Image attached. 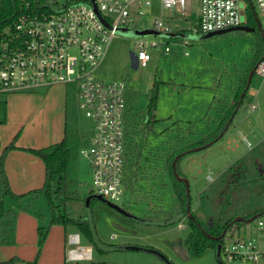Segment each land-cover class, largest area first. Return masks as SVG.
Instances as JSON below:
<instances>
[{
  "label": "rangeland",
  "instance_id": "374dc122",
  "mask_svg": "<svg viewBox=\"0 0 264 264\" xmlns=\"http://www.w3.org/2000/svg\"><path fill=\"white\" fill-rule=\"evenodd\" d=\"M75 1L77 0H57L59 5ZM252 1L256 3V0ZM168 13L170 12L162 9L159 0H154L149 14L145 18H139L136 26L141 30L151 29L155 18L164 17ZM174 23L186 30L191 29L193 25L190 19H178ZM139 40L157 42L161 45L149 49L152 60L148 66L134 70L131 67L130 52L138 51ZM254 40L253 33L236 31L206 40L190 41L186 47H180L177 40H166L153 35L139 38L119 34L111 40L96 76L105 82H126L132 110L140 116L147 114L151 94L156 87L155 118L158 121L147 137L145 134L138 138L135 149L142 156L136 163L138 166H133V171L129 169L127 171V189L124 196L117 202L95 198L97 201L93 202V208L90 204L95 196L93 175L89 159L81 152L90 147L93 123L79 107L78 85L69 83L63 87L43 86L20 93L33 96L27 106V114L31 120L35 118L44 131H47L55 120L54 98L56 99L57 92H63L67 101L68 136L70 141L74 140L76 147V170L73 171L71 168L69 177L68 211L74 218L88 217L94 222L98 243L102 247H109L121 241L124 232H128L129 236L139 234L141 222L147 217H156L158 211L173 210L176 199L172 179L166 167L167 157L174 148L201 140L217 130L232 103L239 80L252 62ZM166 46L171 49L168 54L163 53ZM251 88L257 92V97L250 94L246 96L230 130L211 146L200 151H195L197 149L195 148L190 154L195 159V162L194 160L188 162L192 171L184 172L186 158L190 155L181 161V170L186 174L190 184L193 210L201 204L199 198L201 193L210 197L211 203L218 208L215 203L217 200L221 203L224 195L220 196V193L223 190L227 195L232 193L233 196L230 202L232 206L225 211L229 217L236 212L248 215L264 207L262 190L264 179H260L262 169L260 167L257 173L253 170L255 163L264 169V79L254 76ZM0 99H4L2 94ZM253 104L257 105L256 110L251 108ZM258 143L262 145L255 149ZM128 156L129 159H133L130 153ZM241 159L246 160L251 172L247 179L252 183L229 191L224 185L225 175L229 168ZM131 173L134 175L132 180ZM238 198L241 199L236 201ZM35 206L42 213L48 214L49 207L44 197L36 200ZM183 222L181 225L183 227L176 223L155 229L159 235L154 231V238L158 240V246L168 257L157 253V264H221L214 249H209L198 259H186L180 250L186 249L190 227L187 220ZM244 231L253 235L264 251V230H258L257 222L248 224L237 233L243 235ZM87 243L89 241L81 234V244ZM99 254L100 251L94 246L95 259ZM150 264L155 263L152 261ZM230 264L249 263L234 261Z\"/></svg>",
  "mask_w": 264,
  "mask_h": 264
},
{
  "label": "built area",
  "instance_id": "2783aa9c",
  "mask_svg": "<svg viewBox=\"0 0 264 264\" xmlns=\"http://www.w3.org/2000/svg\"><path fill=\"white\" fill-rule=\"evenodd\" d=\"M166 16L155 18L151 29L163 34L176 33L178 19H195L189 33L208 34L242 26L251 27L254 7L264 33V0H159ZM154 0H83L55 7L50 14L20 16L12 28L0 32V94L23 93L43 86L78 85L80 109L93 123L88 150L95 195L109 202L119 201L126 192L129 165L128 119L132 110L126 82H105L96 76L111 40L122 28L138 29ZM197 8V11H196ZM254 16V14H253ZM255 19V16H254ZM109 25L107 26L104 21ZM167 40V39H166ZM186 47L190 40L176 39ZM157 42L138 41L139 67L152 60L150 48ZM171 52L166 46L163 53ZM187 55L188 53L185 52ZM254 76L264 79V57ZM252 84V83H251ZM249 94L257 96L252 88ZM256 105L252 106L254 110ZM257 228L264 230V219ZM238 232V231H237ZM236 232V233H237ZM234 234L220 249L222 259L264 264V251L253 235ZM72 260L90 257L79 234H69Z\"/></svg>",
  "mask_w": 264,
  "mask_h": 264
},
{
  "label": "trees",
  "instance_id": "16d2710c",
  "mask_svg": "<svg viewBox=\"0 0 264 264\" xmlns=\"http://www.w3.org/2000/svg\"><path fill=\"white\" fill-rule=\"evenodd\" d=\"M83 1V0H77ZM57 0H0V32L5 29L12 28L15 21L23 15L36 16L42 14H50L53 12L55 7H59ZM193 23L194 18H191ZM192 23V24H193ZM251 27L255 28L254 37V57L248 69L244 72V75L239 80L238 87L233 96L232 103L229 105L228 110L222 117L219 126L216 131L212 132L203 139L190 142L188 145L181 148H174L173 152L168 155L166 167L170 173L172 179V188L174 191L176 205L171 211H158L156 217L150 216L146 220H149L150 224L168 227L176 223H182L187 220L188 226L190 227L189 234L186 239L187 251L191 258L198 259L203 256L209 249H214L217 253L218 259L222 262L221 264H227L220 255V249L227 240L231 239L234 234L246 227L248 223L246 221L235 222L237 217H242L245 220L254 218V222L259 219H264V207L254 210L248 215H242L238 212L232 217H229L225 211L229 209L232 204L230 203L232 193H225V190L220 193V196L224 195L221 203L217 204L219 207L216 208L211 203V198L201 193L199 198L201 204L193 210L191 207V194L190 190L187 189L184 181H179L173 173V161L180 155L181 157L177 161L176 170L180 177L186 178L181 170L180 164L183 158L194 152L195 148H201L206 144H214L219 141L225 133L228 132L232 126L235 117L237 116L240 108L244 104L246 96L249 94L250 87L247 89L249 75L251 70L263 59L264 57V36L258 29L257 23L251 13L250 24ZM178 32L189 33L186 29H179ZM239 33H243L238 31ZM254 78V76H253ZM252 78V81H253ZM245 93V94H244ZM244 96L242 97V95ZM131 101V100H130ZM157 109V90L154 88L151 98L150 105L147 114L140 116L139 113L132 112L130 110L128 119V139H129V151L133 159L129 160L128 169L133 171V166H138L137 161H140L141 156L136 151L135 146L137 145L138 138L140 136L147 137L157 123L155 118V111ZM7 123V103L4 99H0V124ZM262 145V144H261ZM261 145L257 146L258 149ZM18 147L13 142L5 150L0 152V245L4 244L12 233L14 227V221L17 213L9 210L5 204V198L10 197L13 200L21 202L28 196H39L42 195L48 203L50 213V223L47 227H39L38 235V252L35 260L31 264H37L42 252L43 245L47 239L50 229L54 225H61L65 228L75 227L82 235L86 237L89 243L95 246L99 251L105 252L104 246L98 243L97 231L94 222L88 217H72L69 213V162L71 158V151L69 143L66 139L63 141L41 148V149H28L30 153L40 158L46 168V176L44 185L29 194L17 195L13 192L10 181L5 169V163L8 153L11 150H16ZM136 159V160H135ZM244 159V158H243ZM241 159L229 168V172L225 175V188L231 191L232 188L244 187L247 184L252 183L251 180L247 179L250 174V169L246 163V160ZM253 167L254 171H257L261 167L260 179H264V169L261 165ZM134 175L131 173V179ZM259 179V178H255ZM264 193V186L262 187ZM224 193V194H223ZM233 197V196H232ZM236 198V197H235ZM238 198L236 201L240 200ZM96 199L91 200V208H93V202ZM213 213L211 216L210 213ZM163 215V216H161ZM224 233L221 239L219 238ZM20 262L18 257L0 261V264H17Z\"/></svg>",
  "mask_w": 264,
  "mask_h": 264
},
{
  "label": "crops",
  "instance_id": "0c3cea01",
  "mask_svg": "<svg viewBox=\"0 0 264 264\" xmlns=\"http://www.w3.org/2000/svg\"><path fill=\"white\" fill-rule=\"evenodd\" d=\"M62 93L57 92L56 99L54 98L55 107L53 112L56 114L55 120L47 131H44V128L40 126L35 118L31 120L27 114V106L33 96L20 93L2 94L7 103V123L0 124V152L13 142L18 147V149L11 150L8 153L5 163L11 188L17 195L29 194L41 188L45 183V164L40 158L30 153L28 149H41L66 139L71 151L69 177L71 168L74 171L76 167V147L74 140L70 141L68 136L67 101ZM256 109L257 105L254 110ZM260 144L258 143L255 148ZM193 157L190 155L186 158L187 164L184 172L192 171V167L188 165V162L193 160L195 162ZM184 175L186 176V174ZM41 197L43 196L31 195L21 202L10 197L5 198L7 209L15 211L17 215L11 235L4 244L0 245V261L18 257L20 262L17 264H31L35 260L39 242L38 228L47 227L50 223V213L44 214L35 206L36 200L39 201ZM149 222L146 219L141 222L142 225L138 230L139 234H132V237L129 236L128 232L122 233V240L109 247L104 246L105 252L100 251L96 259L94 257V246L90 243L81 244L85 249H90L91 255L78 260H72L68 256V250L72 248L68 236L69 234H79L81 241V233L75 227L65 228L61 225H54L51 227L43 245L37 264H69L70 262H81L83 264H128V262L130 264H150L152 261L157 264V252L165 256L166 254L158 246V240L154 238V231H157L156 235H159L158 230H155L159 226L156 227L157 225ZM182 223H179L178 226H181ZM113 238L115 240L116 235ZM180 251L186 259L191 258L187 246L186 249L182 248Z\"/></svg>",
  "mask_w": 264,
  "mask_h": 264
},
{
  "label": "water",
  "instance_id": "95a60500",
  "mask_svg": "<svg viewBox=\"0 0 264 264\" xmlns=\"http://www.w3.org/2000/svg\"><path fill=\"white\" fill-rule=\"evenodd\" d=\"M251 9H252L253 14L255 16V21L257 23L258 29L261 31L262 35L264 36V33L262 31L261 23H260L257 15H256V12H255L254 7L251 6ZM104 23L107 26H109L105 21H104ZM235 31L236 32L240 31V32H243V33H248V32L254 33L255 32V28H253V27H247V26H242V27L233 28V29H229V30L218 31V32L208 33V34H201V35L186 34V33H181V32L163 34V33H160L159 31H156V30H153V29H142L141 30V29H129V28L119 29L118 30V33L121 34V35H124V36H128V37H139L140 38V37H146V36L153 35V36H157V37H160V38H163V39H167V40L186 39V40H190V41H196V40L197 41H200V40H206V39H209V38L214 37V36H218V35H222V34H226V33H230V32H235ZM130 60H131V67L134 70H137L139 68V64H138L137 55H136V53L134 51H131L130 52ZM255 68H256V66L250 72L247 89L250 87V85L252 83V78H253L254 73H255ZM244 94L242 95V97L244 96ZM209 146H211V144H208V145L203 146L201 148H197L195 151L201 150V149L206 148V147H209ZM180 157L181 156L178 155L175 158V160L173 161V164H172V166H173V173L178 178L179 181H184L185 184H186L187 189L190 190L189 181L186 178L180 177L178 175V173H177V170H176V164H177V161L179 160ZM95 196H93L94 199L95 198L96 199L97 198L104 199L102 196H99V195H95ZM241 221H246L248 224H251L252 222H254V218L245 220L242 217H237L235 219V222H241ZM223 236H224V233L219 238H214V239H221ZM157 253H160V252H157Z\"/></svg>",
  "mask_w": 264,
  "mask_h": 264
}]
</instances>
